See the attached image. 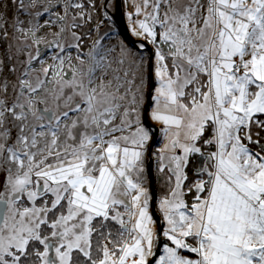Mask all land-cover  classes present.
Returning <instances> with one entry per match:
<instances>
[{
  "label": "snow or ice",
  "instance_id": "snow-or-ice-1",
  "mask_svg": "<svg viewBox=\"0 0 264 264\" xmlns=\"http://www.w3.org/2000/svg\"><path fill=\"white\" fill-rule=\"evenodd\" d=\"M9 2L28 15L37 6ZM52 7L61 22L80 9L57 36L78 28L77 16L91 19L82 3L57 0L27 28L17 15L18 38H35ZM134 14L144 17L131 29L139 47L155 46L151 118L168 138L159 170L173 187L159 206L170 243L158 254L144 186V58L129 61L121 47L110 60L116 49L97 40L76 65L70 54L53 57L35 81L40 54L30 55L11 95L0 82V264H264V0H141ZM71 34L68 47L79 50ZM126 62L122 75L112 68ZM196 156L203 164L186 183Z\"/></svg>",
  "mask_w": 264,
  "mask_h": 264
},
{
  "label": "rangeland",
  "instance_id": "rangeland-1",
  "mask_svg": "<svg viewBox=\"0 0 264 264\" xmlns=\"http://www.w3.org/2000/svg\"><path fill=\"white\" fill-rule=\"evenodd\" d=\"M25 1V0H24ZM103 2V6L99 7L97 9L98 12V19H97V23L95 25V30L94 33L90 36V40H89V44L83 48L82 44H80V49L77 50L75 47H68L69 45H75L77 43V41L73 38L71 32L73 31V29H68L65 30L63 33H61L59 36L56 35V33H58L60 31V28L65 27L66 25H69L71 23V17L73 15H76L77 12L80 11V9H76V10H69V14H68V18L64 21H58L56 19L55 16V12H60L62 11L61 8H57V7H52L49 13L44 14L42 17L39 18V24L42 25V27L40 28V30L36 33V37L35 38H29L28 40H22L19 39V33L14 32L13 30V23H14V18L18 15L19 19L24 21V27L27 28L29 27V21H31L33 24L37 23V19L35 18V13L36 12H43L44 7H49L50 4L51 5H55L57 0H36V7H29L28 11L30 13H32V15H28L23 11H17V8L14 4L10 3L9 0H0V5H3L2 8H0V11H2L3 13H5V20H6V25H4V30H0V61H3V66L0 67V82H4L7 81L9 84V95L12 94L11 92V86L16 84L18 82V79L21 77V73L25 70V62L27 61L28 57L31 56H35L37 51H40L41 46H45L46 49L48 50L47 52H45L44 54H42V57L40 59V66H35L34 65V61L31 64V78L33 79V81H35L36 77L39 75L41 78H43V73H42V69L45 67H48L49 65H55L56 63H58V61L54 60L53 57H56L57 55H62L67 57L69 54L72 57V64L76 65L78 62L76 61V56L79 53H82L85 57L87 55V53L90 51V49L92 48L93 44L95 41L100 40L101 41V46L104 49H108V48H115L116 51L115 53H113L112 56L109 57L110 60L114 59V57H119L120 56V48L121 47H126V45L128 46V44H126V41L122 38V35L120 33V29L117 25V23L115 22V20L112 18L110 11H113L115 8V0H110L108 3L106 2L107 0H101V2ZM54 2V3H53ZM63 2V0H61V3ZM74 3H82L83 4V11L85 13H89V7L86 6L81 0H73ZM110 3V4H109ZM134 3H141V0H124V4L125 8H126V18H127V22L130 28V31L132 28L136 27L135 25V21L139 20V19H143V15H139L138 18H132L129 19L128 14L131 13L130 12V8L134 7ZM26 6L30 5V0H27V2H25ZM85 5V6H84ZM151 9H149L150 11ZM86 20H89L87 16L84 17H80L77 16L76 19V23H82ZM46 21H54V23L52 24H46ZM3 21H0V24H2ZM139 29H137L138 31ZM4 31H7L8 33V38L5 39L4 38ZM132 32V31H131ZM88 34V33H87ZM133 34V33H132ZM136 38H142L139 36L134 35ZM104 39H101V38ZM33 39H40V43L39 44H34L33 43ZM80 42H83V39ZM59 44L61 46H63L65 48V51L62 53L60 51V48L56 47V45ZM129 50L132 53V56L128 57V60L131 61L133 58L132 57H144L141 54V51L132 47L130 48L128 46ZM149 53V52H148ZM149 57H150V53H149ZM145 62V67L142 70V74L146 75V73L148 74L146 76V78H144L145 80V84H144V108H143V112H142V116H143V124L146 128L151 129L146 123H145V117H144V109H145V104L147 102L148 99V92H149V88H150V83H151V78L149 77V58L146 62V59H144ZM147 63H148V68H147ZM124 66L128 67V63L126 62L124 64ZM83 67H87V62L85 63V65ZM15 68V71H11L10 69ZM112 68L115 69H119L120 72V65L113 63L112 64ZM65 72L68 74L70 73V69L68 68L67 62L65 64V68H64ZM116 73L113 72L112 74H110L109 79H111L112 75H115ZM72 75V73H71ZM155 77V76H154ZM52 74L51 72L49 73L48 79L51 80ZM65 79H71V77L69 78L68 75H66ZM155 87L158 86V82L155 78ZM47 87H52V85H48ZM154 87V89H155ZM41 96L44 95L43 92L40 93ZM153 95H154V90H153ZM154 107L153 103L151 105L150 111H149V118L151 120V122L155 125H157L158 127H160V138H159V143L156 145L154 151H153V156L156 159L155 161V169H156V177H158L159 174H163V172H161L160 166L161 164H167L168 161L167 159L161 161L159 158L160 155V150L164 147V145L166 143H168V138L165 137V134L163 132V128L164 125L162 123H160L159 121H155L151 118V111L152 108ZM142 119V117H141ZM152 130V129H151ZM15 129L13 130V135L15 134ZM173 131H175V129H173ZM150 137L152 139L153 136V132H150ZM182 138V137H181ZM151 139L148 142V146L146 149V154H145V163H144V167H145V174H144V179L146 181V173L148 172V168H149V162H150V157H149V146H150V142ZM177 152H179V150H177ZM167 169V168H166ZM165 169V171H166ZM164 171V172H165ZM149 193H150V202H149V211L153 216V220H154V224L152 225V227L154 228V230L156 231V233L159 235V224L158 221L154 215L153 209H152V193H151V180L148 174V179H147V183L144 185ZM164 197H161L158 199L157 202V207L159 212L161 213L162 217H163V213L160 209V201L161 199H163ZM163 221H164V229L167 228V222L164 220L163 217ZM163 229V231H164ZM162 238L164 239V243H170L166 237H164L162 235ZM160 241V239H159Z\"/></svg>",
  "mask_w": 264,
  "mask_h": 264
},
{
  "label": "water",
  "instance_id": "water-1",
  "mask_svg": "<svg viewBox=\"0 0 264 264\" xmlns=\"http://www.w3.org/2000/svg\"><path fill=\"white\" fill-rule=\"evenodd\" d=\"M110 0H107L106 2L108 3ZM110 14L112 16V18L115 20V22L117 23L119 29H120V33L122 35V38L126 41V43L131 46L134 47L140 51H148L150 53V57H152V52L154 47L152 45H147L145 49H141L139 47V45L141 43H144L142 38H136L132 32L130 31L128 22H127V18H126V8H125V4H124V0H115V8L113 11H110ZM149 57V58H150ZM150 64H154V57H152V59H149V65ZM149 77L151 78V83H150V88H149V92H148V99L147 102L145 104V109H144V119H145V123L152 129L153 132V136L150 142V146H149V157H150V162H149V168H148V173H149V177L151 180V193H152V209L154 212V215L158 221L159 224V253L158 254H162V248H163V244H164V239L162 238V233H163V229H164V221H163V217L161 215V213L158 210L157 207V202L159 199V193H158V189H157V177H156V169H155V161L156 159L153 156V151L156 147V145L159 143V138H160V127H158L157 125L153 124L149 118V111L152 105L150 96L153 95V90L155 87V77H154V73L152 71V68L149 67Z\"/></svg>",
  "mask_w": 264,
  "mask_h": 264
},
{
  "label": "trees",
  "instance_id": "trees-1",
  "mask_svg": "<svg viewBox=\"0 0 264 264\" xmlns=\"http://www.w3.org/2000/svg\"><path fill=\"white\" fill-rule=\"evenodd\" d=\"M81 1L86 6L89 7V13L88 14H90L91 19L86 20V21H84L82 23H79L78 24L79 27L76 28V29H73V31H75L77 33V35L81 36V40L83 39V42H80V44H82V46L84 48L90 43L89 42L90 36L94 33L95 25H96L97 19H98L97 9L99 7H101V6H103V2L104 1H102V2H101V0H81ZM24 2H27V0H25ZM133 18L136 19V17H134V16H133ZM128 46L126 45L127 49H129ZM152 46L155 47L154 45H152ZM129 47L132 48L131 46H129ZM165 50H167V49L165 48ZM47 51L48 50L46 49V47L42 45L41 49L39 51V54H40L39 58L34 61V65L35 66H40L41 65L39 62H40V59L42 57V54H44ZM141 54L144 56L143 58L146 59V62H147V60L149 58L148 51H146V50L144 51L143 50V51H141ZM132 58H134V57H132ZM127 68H128L127 66L120 65V74L122 75L123 71L125 69H127ZM147 68H148V63H147ZM67 75L70 78L71 77V72L68 73ZM147 75H148L147 73H146V75L144 74L143 78H146ZM144 101H145V99L143 100V103H142L141 113L143 112L142 110L144 108ZM141 117H142V120H143V116L142 115H141ZM149 130H150V132H152L151 129H149ZM260 136L262 138L261 139V143L264 144V132H260ZM252 147L256 151L259 150L254 145ZM206 150H214V149L212 148V146H207ZM202 164H203V161H202V159L199 156H196V157L192 158V160H191V162L189 164V167L187 169L188 176H189V181H187L186 183H191L194 179H196L195 172H196L197 169H199L202 166ZM148 174L149 173L147 172L146 173V177L147 178H146L145 184L147 183ZM169 175H170V173H169L168 169H166V171L163 172V174H159L158 177H157V189H158V193H159V198L168 196L169 193H170L171 188L173 187V183L168 180V176ZM194 195H195L194 192L193 193H187L185 195V197H184L186 203L191 204L193 202V196ZM190 242H192V241H190ZM185 254H188V253H185Z\"/></svg>",
  "mask_w": 264,
  "mask_h": 264
},
{
  "label": "built area",
  "instance_id": "built-area-1",
  "mask_svg": "<svg viewBox=\"0 0 264 264\" xmlns=\"http://www.w3.org/2000/svg\"><path fill=\"white\" fill-rule=\"evenodd\" d=\"M130 12H131V13H134V7H132V8L130 9ZM133 16H134V17H137V15H135V14H134Z\"/></svg>",
  "mask_w": 264,
  "mask_h": 264
},
{
  "label": "bare ground",
  "instance_id": "bare-ground-1",
  "mask_svg": "<svg viewBox=\"0 0 264 264\" xmlns=\"http://www.w3.org/2000/svg\"><path fill=\"white\" fill-rule=\"evenodd\" d=\"M130 9H131V8H130ZM136 18H138V16H137Z\"/></svg>",
  "mask_w": 264,
  "mask_h": 264
}]
</instances>
